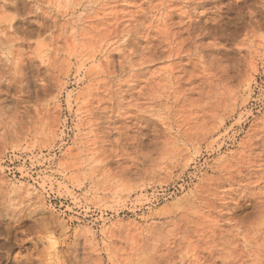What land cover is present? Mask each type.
<instances>
[{"label":"rangeland","instance_id":"obj_1","mask_svg":"<svg viewBox=\"0 0 264 264\" xmlns=\"http://www.w3.org/2000/svg\"><path fill=\"white\" fill-rule=\"evenodd\" d=\"M94 2L0 0V264H264V0Z\"/></svg>","mask_w":264,"mask_h":264},{"label":"clouds","instance_id":"obj_2","mask_svg":"<svg viewBox=\"0 0 264 264\" xmlns=\"http://www.w3.org/2000/svg\"><path fill=\"white\" fill-rule=\"evenodd\" d=\"M43 7L37 6V11H44L47 16L70 20L81 25L89 10L96 7L94 0H42ZM11 125L4 128V133L11 129Z\"/></svg>","mask_w":264,"mask_h":264}]
</instances>
